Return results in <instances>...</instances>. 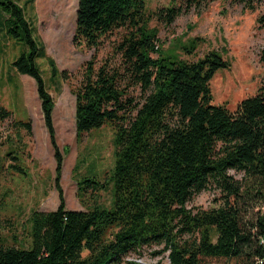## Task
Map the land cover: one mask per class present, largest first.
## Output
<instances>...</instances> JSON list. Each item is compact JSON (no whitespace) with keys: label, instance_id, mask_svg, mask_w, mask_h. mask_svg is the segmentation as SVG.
<instances>
[{"label":"trees","instance_id":"16d2710c","mask_svg":"<svg viewBox=\"0 0 264 264\" xmlns=\"http://www.w3.org/2000/svg\"><path fill=\"white\" fill-rule=\"evenodd\" d=\"M228 1L252 9L263 0ZM0 7L7 33L26 48L13 68L36 86L59 198L56 210L31 213L30 249L0 244V264H142L126 258L151 246L162 247L156 254L166 253L169 264H264V85L233 112L213 105L209 83L230 67L217 52L195 62L158 53L143 0H77L74 43L92 49L115 30L129 34L118 46L122 70L88 62L75 92L77 136L106 123L115 131L111 204L67 210L54 102L37 61L47 59L52 76L59 75L22 8L13 0H0ZM167 12L173 21L176 13ZM131 87L141 89L140 100L128 97ZM9 117L0 105V121ZM89 188L106 186L94 176L77 182L79 196ZM208 190L219 195L213 207L188 208Z\"/></svg>","mask_w":264,"mask_h":264},{"label":"rangeland","instance_id":"374dc122","mask_svg":"<svg viewBox=\"0 0 264 264\" xmlns=\"http://www.w3.org/2000/svg\"><path fill=\"white\" fill-rule=\"evenodd\" d=\"M13 1L22 8L35 40L54 62L59 75L52 76L47 59L37 61L54 102L52 118L55 142L63 158L60 187L65 208L86 210L94 203L109 207L112 186L108 179L115 162V131L111 123H106L77 136L75 92L88 62L95 69L107 66L122 70L118 46L129 33L115 30L102 37L96 48L88 49L73 42L77 0ZM143 1L146 29L158 53L195 62L214 51L229 62V69L217 71L209 83L213 105L233 112L242 100L254 96L264 85V62L260 58L264 49V0L254 3L252 9L228 0ZM167 10L176 13L171 22ZM6 19L0 7V105L10 113L9 118L0 121V244L30 249L31 213L51 212L59 205L54 181L56 162L34 81L13 68V62L26 48L7 33ZM127 93L135 101L142 97L139 87H131ZM24 124H29L30 130ZM92 176L106 189L94 192L89 188L79 196L77 182ZM218 197L217 192L204 191L187 206L208 209ZM161 249L144 247L126 259L142 264H169L166 253L156 254Z\"/></svg>","mask_w":264,"mask_h":264}]
</instances>
